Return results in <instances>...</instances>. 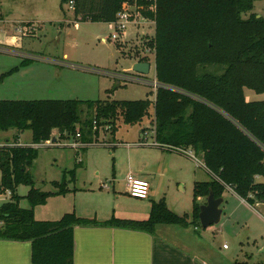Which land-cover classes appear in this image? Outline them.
<instances>
[{
  "label": "trees",
  "instance_id": "obj_1",
  "mask_svg": "<svg viewBox=\"0 0 264 264\" xmlns=\"http://www.w3.org/2000/svg\"><path fill=\"white\" fill-rule=\"evenodd\" d=\"M72 1L78 21L104 23L113 22L127 1L134 2ZM257 1L135 0L138 13L154 24V35L144 43L153 52L159 85L153 101L0 100V132L15 131L16 143L21 133L30 131L33 145L68 139L77 133L85 112L79 128L86 133H80L84 146L98 137L94 123L114 134L120 117L125 124H137L152 106L157 146L199 157L210 180L194 182L189 214H175L161 199L152 203L146 220L112 219L102 225L149 234L159 224L198 227L199 200L210 190L217 199L229 188L243 200L264 202V101H247L244 94L246 89L264 93V18L251 13ZM136 56L138 62L149 61L144 53ZM37 156L38 148L32 146L0 148V195L10 192L0 205V240L30 242L32 264H73V229L99 224L72 213L55 222H38L34 208L68 193L80 162L64 172L61 182L51 183L54 191L45 192L36 188L30 173ZM20 185L29 187L24 197L17 195ZM21 198L28 208L19 206Z\"/></svg>",
  "mask_w": 264,
  "mask_h": 264
},
{
  "label": "rangeland",
  "instance_id": "obj_2",
  "mask_svg": "<svg viewBox=\"0 0 264 264\" xmlns=\"http://www.w3.org/2000/svg\"><path fill=\"white\" fill-rule=\"evenodd\" d=\"M251 13L264 18V0L257 1ZM111 33L107 23L78 21L73 9L62 0H0V75L19 68L25 59L30 61L0 82V100L153 101L150 83L155 77L154 57L144 43L154 35V26L129 24L116 42L109 39ZM12 35L20 38L21 49L2 45ZM136 52L149 57V73L141 79L145 82L121 79L138 76L132 71L138 62ZM244 94L247 101H264V93L246 89ZM153 113L151 106L149 115L133 125L125 124L120 117L114 134L111 129L104 131V126H97L98 137L78 148L72 144L76 141L79 145L81 140L72 136L55 138L53 145L38 146V156L30 169L36 188L53 191L51 183L61 182L64 172L80 162L74 182H68V188L75 189L72 195L78 198L87 190L99 191L101 186H109L111 193L114 189L124 192L126 178L132 175L148 181L151 190L147 203L165 199L171 211L189 214L193 183L208 181L210 176L202 160L192 153L190 156L188 151L182 154L155 146ZM85 115L81 114L76 132L81 133ZM15 144L30 145V131L21 133L16 143L11 131L0 132V146ZM66 179L70 181V174ZM28 190V186L20 185L17 195L24 197ZM8 199V192L1 194L0 205ZM19 206L29 207L24 198ZM221 209L219 223L207 229L198 226L196 235L205 236L206 242L201 250L211 251L208 254L213 260V253H221L234 262L264 264V202L254 198L241 202L227 196Z\"/></svg>",
  "mask_w": 264,
  "mask_h": 264
},
{
  "label": "crops",
  "instance_id": "obj_3",
  "mask_svg": "<svg viewBox=\"0 0 264 264\" xmlns=\"http://www.w3.org/2000/svg\"><path fill=\"white\" fill-rule=\"evenodd\" d=\"M26 35L29 34L26 33ZM2 45L12 50L21 49L19 48L20 38L16 35L6 37L5 43ZM63 58L65 59L66 55ZM29 62L27 60L26 64L21 63L19 68L27 67ZM16 68L15 72L4 78H2L3 75L15 68L0 75V82H4L5 79L16 74L19 71V68ZM11 132L13 135L16 134L15 131ZM206 173L208 174L207 171ZM135 178L147 181L137 176ZM109 189V186H101L99 191L87 190L79 198L72 195L73 192L75 193V189H69L65 195L49 197L44 205L34 208V219L38 222H55L65 214L72 213L78 218L95 221L99 224L98 226H77L73 229V264L236 263L233 258L225 257L221 253L216 256L213 253V260L208 254L211 251L203 252L200 247L202 244H206L205 236L196 235L198 231L196 226L159 224L155 226L154 233L149 234L144 231L102 225L112 219L146 220L149 217L152 203L161 200L146 202L150 197L151 188L147 199L132 198L127 190L123 192L114 189L111 193ZM227 196H234L244 202L229 188H226L223 194V202ZM204 202V199L199 200L200 204ZM224 250L228 251V247ZM31 255L32 245L30 242L0 240V264H32Z\"/></svg>",
  "mask_w": 264,
  "mask_h": 264
},
{
  "label": "built area",
  "instance_id": "obj_4",
  "mask_svg": "<svg viewBox=\"0 0 264 264\" xmlns=\"http://www.w3.org/2000/svg\"><path fill=\"white\" fill-rule=\"evenodd\" d=\"M68 4H69V8L73 9V1L72 0L68 1ZM139 23L147 24V25L148 24L154 25L153 22L147 20L146 18H144L143 16H141L138 13L137 7L135 4V0L132 4H130L129 1H127L123 5L122 10L117 14L116 19L113 22L107 23L109 30L112 31V33L109 35V39H111L112 41H115V42L118 41L121 38L122 33L125 31V29L127 28V26L129 24L139 25ZM142 77H144V76L138 74L137 77H134V76L125 77L124 76V77H121V79L128 80L130 82H137V81L140 82V80L143 79ZM142 82H145V81H142ZM150 86H152L153 92L155 95V92H156L157 88L159 87L158 83L155 80V77H154V81L150 83ZM93 129L94 130L97 129L95 123H94ZM79 138H80V133L77 132L74 135V139H79ZM56 142H57L56 139L55 140L51 139L50 141H46V142L41 143V144H36V145L30 144L28 146H32L33 148L39 149L38 146L53 145ZM15 145H19V144H15ZM3 146H6V145H2V146H0V148H2ZM72 146L74 148H78L82 145L81 144L78 145L77 142L74 141ZM188 155L192 156L191 152H188ZM126 184H127V192H128L130 197L136 198V199H147V197L149 195V189H150V185L147 181L137 179L132 175H128L126 178ZM8 193H9V197H10V192H8ZM223 248L226 249L227 246L223 245Z\"/></svg>",
  "mask_w": 264,
  "mask_h": 264
},
{
  "label": "water",
  "instance_id": "obj_5",
  "mask_svg": "<svg viewBox=\"0 0 264 264\" xmlns=\"http://www.w3.org/2000/svg\"><path fill=\"white\" fill-rule=\"evenodd\" d=\"M149 69L148 63L136 62L133 65L132 71L139 75L146 76L149 73ZM222 204L223 198H215L213 192L210 190L205 202L199 206V224L203 229H207L211 225L219 223L222 216Z\"/></svg>",
  "mask_w": 264,
  "mask_h": 264
}]
</instances>
